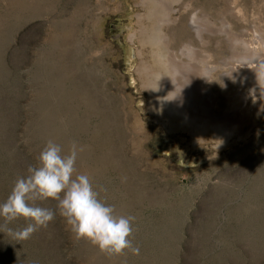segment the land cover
I'll list each match as a JSON object with an SVG mask.
<instances>
[{
    "label": "rangeland",
    "instance_id": "rangeland-1",
    "mask_svg": "<svg viewBox=\"0 0 264 264\" xmlns=\"http://www.w3.org/2000/svg\"><path fill=\"white\" fill-rule=\"evenodd\" d=\"M261 37L264 0H0V203L48 140L65 152L76 141L77 172L135 216L140 248L110 257L58 213L18 240L0 218V264H264V91L233 74V52ZM188 45L210 68L197 84L229 135L168 114L152 88L161 54Z\"/></svg>",
    "mask_w": 264,
    "mask_h": 264
},
{
    "label": "clouds",
    "instance_id": "clouds-1",
    "mask_svg": "<svg viewBox=\"0 0 264 264\" xmlns=\"http://www.w3.org/2000/svg\"><path fill=\"white\" fill-rule=\"evenodd\" d=\"M84 150L72 141L67 152L48 140L37 157V164L19 177L7 199L0 203V218L8 235L18 240L29 239L41 228H47L57 213L64 218L74 238L90 242L108 256L130 252L140 254L133 243L134 215L117 214L113 205L102 201L89 175L77 172L79 153ZM56 202V212L37 201ZM28 221L22 228H7L18 220Z\"/></svg>",
    "mask_w": 264,
    "mask_h": 264
},
{
    "label": "bare ground",
    "instance_id": "bare-ground-1",
    "mask_svg": "<svg viewBox=\"0 0 264 264\" xmlns=\"http://www.w3.org/2000/svg\"><path fill=\"white\" fill-rule=\"evenodd\" d=\"M169 18V12H165L164 17L158 18V22L163 25L166 21H169ZM193 21H196L195 17ZM200 28H196L198 35L201 34ZM237 39L233 41L234 44H242ZM263 39L261 37L262 41H264ZM153 40L155 42H163L164 45L168 46L165 37L162 38L157 35ZM262 44L263 46L259 49H253L248 46L249 44L246 45L244 43L245 48L240 50V53L237 52L235 54L233 52L235 55L233 64H236L233 72L234 79L240 83L241 87L248 85L253 87L248 94L253 93L256 88H258L255 92L257 94H261L264 91V42ZM180 54L187 59L184 61L183 57L177 58L172 51H167V54H161V58L164 61V72L156 73L154 76L155 80L152 83V88L158 93L157 98L160 105L168 114L180 117L185 124L203 128L210 126L219 135L226 133L229 135L232 129L231 121L226 117L224 120H217L210 116V99L201 91L197 84L198 81L203 79L205 74L210 73V68L204 67L202 63L195 62L196 52L190 45L184 46L180 50ZM240 96L243 100L248 98L243 93ZM239 103L242 104L243 101Z\"/></svg>",
    "mask_w": 264,
    "mask_h": 264
}]
</instances>
